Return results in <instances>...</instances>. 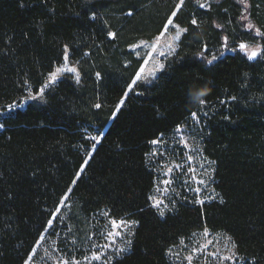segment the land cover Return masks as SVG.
Listing matches in <instances>:
<instances>
[{"label": "trees", "instance_id": "obj_1", "mask_svg": "<svg viewBox=\"0 0 264 264\" xmlns=\"http://www.w3.org/2000/svg\"><path fill=\"white\" fill-rule=\"evenodd\" d=\"M179 3L0 0V264H24L89 155L68 196L74 212L105 211L136 223L129 251L111 264H171L168 249L201 229L229 237L242 264H264V38L242 25L237 0L208 8L184 0L173 19L187 29L176 54L153 81L138 82L113 116L143 63L129 46L162 33ZM249 3V19L264 32V0ZM240 42L261 51L248 59ZM64 45L80 82L63 77L43 103L7 110L38 91L61 63ZM201 55L217 60L209 65ZM204 86L210 106L201 109L189 92ZM197 110L218 199L180 201L160 216L148 199L155 182L151 141L190 124Z\"/></svg>", "mask_w": 264, "mask_h": 264}, {"label": "rangeland", "instance_id": "obj_2", "mask_svg": "<svg viewBox=\"0 0 264 264\" xmlns=\"http://www.w3.org/2000/svg\"><path fill=\"white\" fill-rule=\"evenodd\" d=\"M216 1L193 0L198 6L204 4L203 8H208L212 2ZM250 22L257 28L251 20ZM173 25L164 30L163 34L160 33L150 40L141 39L129 46L135 56L143 57L152 49L150 47L139 49L136 48L137 45L157 44L155 54L145 66L144 74L139 82L150 83L146 82L149 73L158 68L159 65H165L166 61L176 54L179 40L184 32L179 37L177 33L184 28L174 22ZM245 44L248 46L246 52L250 54L253 47L248 43ZM57 67H75L80 81L77 63L72 61L70 57L68 61L62 59L61 63L53 68V71ZM162 70L157 71L156 76ZM63 77H70L74 82L77 78L76 74L64 73L57 82ZM153 80L154 78H151V81ZM47 81L48 75L43 84ZM57 82L51 84L45 90V94ZM133 89L134 87L131 90ZM130 91L127 89L128 93ZM29 95H35V93L29 90L19 102L12 104V107H7V110L22 109L30 102L37 104L44 102V96L38 100H31L27 98ZM198 126L199 124L192 120L190 124L180 126L181 131L178 132L176 128L169 137H163L159 146L151 145L149 162L155 173V182L150 197L163 200L162 207L165 213L172 211L175 204L180 201L201 204L197 201L205 203L218 199V195L213 191V163L203 153ZM154 152L163 153V155L153 156L152 153ZM176 165H180V168L177 169ZM169 169H172L171 173L165 175L169 173ZM166 179L173 182L170 185L162 184L161 181ZM200 180H204L208 187L204 188L199 183ZM189 187H200V194L197 196L194 192L188 191ZM209 197L212 198L209 199ZM172 201L175 203L173 204ZM65 205L58 214L59 218L53 221V227L42 233L43 239L40 235L38 239L40 243L35 244L26 259L28 264H63V261H68L69 264H74L75 261H78L79 264H111L115 258L121 257L129 251L136 226L134 221L125 218H112L105 211H98L85 216L75 213L69 197ZM156 210L159 213V209ZM111 220L117 222L124 220L128 225V227L120 229L121 234L116 237L115 242L111 236L105 235L108 232L117 231L109 226ZM120 249H124V251H119ZM167 254L171 264L243 263L242 259L237 256L229 237L222 233L211 232L208 229L195 231L189 237L180 239L176 245L168 249ZM97 256L100 259H96Z\"/></svg>", "mask_w": 264, "mask_h": 264}, {"label": "snow or ice", "instance_id": "obj_3", "mask_svg": "<svg viewBox=\"0 0 264 264\" xmlns=\"http://www.w3.org/2000/svg\"><path fill=\"white\" fill-rule=\"evenodd\" d=\"M183 3H184V0H180V3L176 5V10L175 11H172L171 16H169L167 18L166 23L163 26L165 30H167L169 26H174L173 25V19L177 17V12L181 8V6L183 5ZM238 3L242 6V14H241V23H242V25L246 26V29L249 30V31H255L256 36L261 37V38H264V32H261L260 29L255 28L254 25L250 22L248 15L246 14V13H248V9L251 7V5L249 3V0H238ZM199 6L201 8H203L205 5L204 4H200ZM21 7H23V4H21ZM127 14L130 16V15L133 14V12L130 10ZM95 17H96V14H95V12H93L91 14V19H95ZM197 24H198V21L196 19H192L191 20V25H194L195 26ZM216 27L217 28H220L222 26L217 25ZM186 31H187V29H181L177 33V36L179 37V35L181 33L186 32ZM161 34H163V33H161ZM107 35L109 37L114 38L116 34L115 33H112V32H109V33H107ZM222 40H223V45L222 46L223 47H227L228 37L227 36H224L222 38ZM149 47L152 49V51L147 52L145 54V56H143V57H141V56H138L137 57V59L138 60H142L143 63L139 65V68L135 72V75H134V77L132 79V82L128 85V90L129 91L141 80V77L144 74V68H145V66L149 63L150 59L155 54V49L157 47V44L148 45V44L145 43V44L137 45L136 46V48H139V49L149 48ZM247 47H248L247 44L240 43L238 45V50L239 51H244V50L247 49ZM231 50L232 51H237V48H233ZM202 51L203 52H207L208 51V48H207V45L206 44L204 45V48H203ZM260 51H261V49L258 46L257 49L251 51L250 55H248V59L255 58L258 55V52H260ZM70 52H71V49L69 48V46L68 45H64L63 53H62V56H63V60L64 61H68L69 60ZM85 55H87V53H85ZM161 55H164V54L161 53ZM200 59H201V62H206L209 65H211V64H213L214 61L217 60V57L215 55H213L211 57V59H207L206 56L201 55ZM164 67H165V65H162L161 64V65L158 66V68L152 70L149 73L148 78L146 79V82H151V78H155L156 77V72L159 71V70H162ZM64 73L76 74V77H77L76 78V82L77 83L80 82L79 81V75H78L77 69L75 67H63V68L57 67L55 71L49 72V74H48V81L46 83H44L42 86L39 87V89H38V91H36L35 95H29L27 98L28 99H31V100L41 99L44 96V94H45V90L47 88H49V86L51 84L57 82V80ZM95 75H96V78L98 80L99 79H102L101 73L97 72ZM25 83L27 84V81H25ZM127 94H128V92L125 91L124 97H122L120 99V101L116 104V106H115L116 111L113 113V116H115L116 113L124 106V103H125V99L127 97ZM208 96H209V92L208 91L206 93H201V98L199 99V101L197 103L199 106H201V109L210 106L208 104V100H207V97ZM231 99L232 100H235L236 97H231ZM220 103L221 104H224V103H226V101H223L222 100V101H220ZM9 107H12V106L10 105ZM95 107L96 108H100L101 105L100 104H96ZM204 115H207V113H204ZM190 116H191V119L196 124H199V122H200L199 110H197V111H191L190 112ZM0 127H3V126L0 125ZM177 131L179 132V131H181V129L179 127H177ZM84 139H86V140H88V139L95 140L98 143L100 137L99 136H96V137L85 136ZM162 140H163V133L160 134V137L158 139L151 141V143L153 145L159 146L162 143ZM95 148H96V144L94 143L92 145V149L95 150ZM158 154L159 155H163V153H156V152L152 153L153 156H156ZM91 158H92L91 155H89V160H85L84 163H83V165L81 166V169L76 172V179H74L71 182L72 187H69L67 189V192L64 194L63 198L59 201V204L56 207L55 213H52V218L47 220V226L44 229L45 232L49 231V229H51L53 227V221L59 218L58 214L60 213L61 209L66 206L65 205V202L67 201L68 196L72 193L74 186L76 185L77 181L82 176L84 168L89 165V161H90ZM189 159H191V157H189ZM175 167L177 169H179L180 168V165H176ZM171 171H172V169H169V173H166L165 175L170 174ZM172 182L173 181L170 180V179H166V180L161 181V183L162 184H165V185H170ZM199 183L201 185H203L204 188H207L208 187V184H206L204 180H200ZM188 191H192V192H194V194H196L198 196L200 194V192H201V188L200 187H196V188L189 187L188 188ZM213 191H214V189H213ZM211 198L212 197H209V199H211ZM148 199L152 202V205L151 206L153 208L159 209V215L160 216H164L165 215V212H164V208L162 207L163 200L156 199L155 197H149ZM197 202H199L201 204L204 203L203 201H197ZM172 203L174 204L175 201H172ZM221 203H223L222 200H221ZM109 226L110 227H113V228H115L117 230L116 232H108V233L105 234L107 236H111L113 238V242H115L116 237L121 234L120 233V229L122 227H128V225L126 224V222L124 220H121L119 222H117L116 220H111L109 222ZM41 239H43V234H41ZM36 243L39 244L40 243V240H37ZM119 251H124V249H120ZM96 259H100V257L97 256ZM24 264H28V260H25L24 261ZM63 264H69V262L68 261H63ZM74 264H79V262L78 261H75Z\"/></svg>", "mask_w": 264, "mask_h": 264}, {"label": "clouds", "instance_id": "obj_4", "mask_svg": "<svg viewBox=\"0 0 264 264\" xmlns=\"http://www.w3.org/2000/svg\"><path fill=\"white\" fill-rule=\"evenodd\" d=\"M208 91L207 86L196 89L195 91L189 92V97L192 103L197 104L201 98V93H206Z\"/></svg>", "mask_w": 264, "mask_h": 264}]
</instances>
